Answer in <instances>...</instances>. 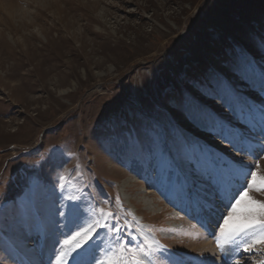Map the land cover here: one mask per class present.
I'll return each instance as SVG.
<instances>
[{
	"label": "rangeland",
	"instance_id": "obj_1",
	"mask_svg": "<svg viewBox=\"0 0 264 264\" xmlns=\"http://www.w3.org/2000/svg\"><path fill=\"white\" fill-rule=\"evenodd\" d=\"M261 146L264 0H0V264H57L101 209L119 233L67 264H258L216 236Z\"/></svg>",
	"mask_w": 264,
	"mask_h": 264
},
{
	"label": "snow or ice",
	"instance_id": "obj_2",
	"mask_svg": "<svg viewBox=\"0 0 264 264\" xmlns=\"http://www.w3.org/2000/svg\"><path fill=\"white\" fill-rule=\"evenodd\" d=\"M260 150L264 151V146H261ZM257 166L249 163L234 170L235 177L241 181L240 188L243 190L232 192L227 187H223L222 200L227 208V215L222 217L223 223L219 224V234L216 236V244L220 249H224L226 245L244 243L245 251H252L256 245H264V201L255 199L249 194V190L264 191V175L252 170ZM100 216L105 220L104 224L94 221L86 228L81 227L63 241L66 247L56 256L57 264H67V258L77 249L82 248L97 228L109 227L107 220H117V224L111 227L114 232L119 233L118 218L111 211L106 212L101 209ZM151 251H153L151 245L129 251L125 242L112 253V257H106L99 264H144L143 257L150 255ZM124 253H127V258ZM258 264H264V260L258 261Z\"/></svg>",
	"mask_w": 264,
	"mask_h": 264
},
{
	"label": "bare ground",
	"instance_id": "obj_3",
	"mask_svg": "<svg viewBox=\"0 0 264 264\" xmlns=\"http://www.w3.org/2000/svg\"><path fill=\"white\" fill-rule=\"evenodd\" d=\"M219 256V255H218ZM212 258V257H211ZM221 258V257H220ZM215 259V258H214ZM220 262H221V259H219V258H217V259H215V260H210L209 261V263H212V264H214V263H216V264H220Z\"/></svg>",
	"mask_w": 264,
	"mask_h": 264
}]
</instances>
